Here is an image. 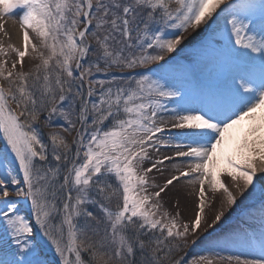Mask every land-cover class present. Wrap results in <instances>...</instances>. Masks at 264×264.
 <instances>
[{
    "label": "snow or ice",
    "instance_id": "1",
    "mask_svg": "<svg viewBox=\"0 0 264 264\" xmlns=\"http://www.w3.org/2000/svg\"><path fill=\"white\" fill-rule=\"evenodd\" d=\"M16 10L22 47L0 43V264H49V245L60 264H184L206 184L223 193L213 224L259 192L219 241L259 258L220 259L264 264V0H0V14ZM201 28L207 75L172 78L166 57ZM162 147L173 154L154 159ZM166 161L178 174L150 183ZM181 178L199 185L191 223L162 211Z\"/></svg>",
    "mask_w": 264,
    "mask_h": 264
},
{
    "label": "bare ground",
    "instance_id": "2",
    "mask_svg": "<svg viewBox=\"0 0 264 264\" xmlns=\"http://www.w3.org/2000/svg\"><path fill=\"white\" fill-rule=\"evenodd\" d=\"M3 32L7 31L3 30ZM206 65L207 62L200 64L198 71H192L190 69L191 71L188 72L187 76L176 75L173 73L171 76L177 80H184L185 78L191 79L193 74L197 76H206L208 72ZM172 106V104L169 105V107ZM181 131L183 130L166 128L165 135H168L169 133L177 135ZM173 152L174 149L162 147L158 154L150 152V155L155 159L163 155H172ZM181 159L182 158H177V161ZM147 166L148 165L146 164L145 167ZM177 174L178 173L175 172L171 164L166 161L165 165L161 166V171L158 172L153 170V172L149 174V180L150 183L155 181L156 183L163 185L172 175ZM224 180L228 187L234 192V186L231 179L224 177ZM147 190L149 193L158 191V189L151 187H148ZM205 193L206 202L204 220L202 221L201 227L194 234V247L196 248L197 253L199 255H208L212 264H235V261L229 262L227 259H220V257H227L229 255H240L241 259H258L260 255L258 251L247 248L225 246L222 243H219V241H221L225 235L231 234L234 230L241 227L247 211L255 207L259 203V200L253 206L248 207L245 212H239L235 205L232 208L224 209V215L221 217V221L213 224L212 222L215 218V214L221 210L223 193L213 192L207 184L205 185ZM199 200V185L189 184L185 178H181L178 182L174 181L164 193H161L160 197V202L163 205L162 211L167 210L172 215L179 213V220L188 223H191L194 220L195 214L199 210ZM217 253L219 255H216Z\"/></svg>",
    "mask_w": 264,
    "mask_h": 264
},
{
    "label": "rangeland",
    "instance_id": "3",
    "mask_svg": "<svg viewBox=\"0 0 264 264\" xmlns=\"http://www.w3.org/2000/svg\"><path fill=\"white\" fill-rule=\"evenodd\" d=\"M21 14L22 13L19 10H16L13 15L0 14V24H3V28H0V43H2L5 47H7L8 45H15L16 47H22V30L20 28V21H19V16ZM3 30H6L7 32H3ZM199 30L200 29L196 31L190 30L189 33L185 34L186 38L188 39L191 37V34L193 32H196L197 36L191 43L184 44V42L182 41V43L178 45L177 50L174 53L169 54V57H171L170 60L169 57H166V60H168L169 65L177 68V71L173 72V74L187 76L189 71L191 70L198 71L199 65L207 62V57L204 51V44L208 40L211 33L210 30L207 28H201V31L198 32ZM30 36H32V39L35 43L39 44V38L34 33L30 32ZM16 58L17 57L15 53H10L8 57L9 67L11 66L10 63L11 60H14ZM36 63H38V60L33 59L32 57H26L24 61V70L25 71L30 70ZM158 63L161 65L165 64L164 61H160ZM148 67L151 68L153 71L159 70L156 64L149 65ZM113 71L115 72L116 70ZM137 71H144V70L138 69ZM97 76H102V74H97ZM13 107H15V105H13ZM73 135H75V133ZM71 138H72L71 136L70 139L68 137L69 140H71ZM3 145H4V141L2 137H0V147H2ZM13 187L14 186H9L10 193L12 192ZM235 191L236 190L234 188V193ZM11 198L17 199L16 197H14V195L11 196ZM18 199H19L21 212H23L26 216H28L32 220L33 225L35 226L34 219L31 216L30 202L24 199L23 197ZM259 199H260V195L258 191L254 196L250 198L238 197L239 206H237V209L239 210V212H245L248 207L256 204ZM194 238H195L194 234H190L188 236L189 247L185 250L186 252L180 255H177L178 253L176 254L177 258L181 256L184 257V264H187L188 261L194 258H198L200 256L197 253L196 248L194 247L195 246L194 245L195 243H193V241H195ZM45 256L47 257L49 264H60L58 256L56 255L54 249L50 245L45 249Z\"/></svg>",
    "mask_w": 264,
    "mask_h": 264
},
{
    "label": "trees",
    "instance_id": "4",
    "mask_svg": "<svg viewBox=\"0 0 264 264\" xmlns=\"http://www.w3.org/2000/svg\"><path fill=\"white\" fill-rule=\"evenodd\" d=\"M201 31V29L198 31V32H200ZM197 32V33H198ZM196 34V32H193L192 34H191V37L188 39V38H186V35H185V39L183 40V42H184V44L185 43H191L194 39H195V37L197 36V34ZM54 123H57V124H59V123H63V120H61V119H59V118H57V119H55L54 120ZM45 131H47V130H45ZM74 134V133H73ZM69 139H70V136H69ZM185 252V251H184ZM184 252H181V253H178L177 255H180V254H183Z\"/></svg>",
    "mask_w": 264,
    "mask_h": 264
}]
</instances>
